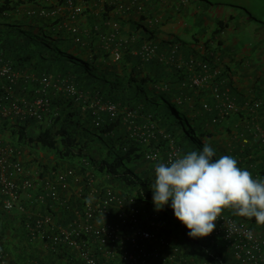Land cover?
Wrapping results in <instances>:
<instances>
[{
  "label": "trees",
  "instance_id": "trees-1",
  "mask_svg": "<svg viewBox=\"0 0 264 264\" xmlns=\"http://www.w3.org/2000/svg\"><path fill=\"white\" fill-rule=\"evenodd\" d=\"M37 1L0 0V57L9 62L17 72L23 73L30 66L34 67L36 72L44 73L45 78L52 76L55 80L57 75L75 77L73 80L78 83L80 91L84 93L90 91L92 96L98 95L103 100L114 102L120 110L115 117H111L109 113H100L103 121L97 125L94 121L96 117L94 109L89 107L90 101H85L79 96L72 97L68 93L52 97L49 86L45 91V93L48 92V96L45 95L49 105H47L46 112H43L44 119H49V124L38 134L31 132L38 119L29 114L14 113L13 118L0 117V130L4 145L11 144L20 149L24 146H43L57 158L55 167L63 168L64 161H71L70 165L77 167L76 174L81 177L82 190L74 194V197L66 201L61 196L65 202L47 199L44 204L46 205L45 211L35 210L36 205L30 204L25 199L28 211H38L41 214L50 213L53 217H58L56 220L60 223L68 224L77 217L78 213H83L84 204L86 199L90 198L91 190L94 189V202L103 204L106 199V187L111 186L122 198L123 208L112 207L111 214L96 216L93 220L94 224H101L97 223L99 219L104 220L103 222L121 223L124 218L118 217L119 209L130 210L131 207H137L147 213L144 215L143 212L140 215L139 226L148 227L150 215L156 211L152 202L151 190L155 179L154 162L146 157L150 148L147 146L148 143L141 138L142 134L129 120L128 122L124 120L127 117H124L127 115L124 113V107L141 114L149 113L154 120L156 119V122L162 123L168 129H173L172 124L175 123L174 125L181 130L182 121L186 120L189 130L184 133L187 141L182 138L180 145L183 152L185 146L186 153H188L193 150H202L204 144L207 143L215 149L214 159L230 155L236 158L241 168L252 170L251 165H254V161L260 160L262 163L258 178H264V157L250 158L249 152L241 151L238 152V157H235L230 146L220 139L226 134H231L229 136L235 139L236 131L237 139L234 142V150L235 148L242 150L244 145H261L264 148V135H262L264 134L262 130L264 128V94L257 105L258 98L251 101L241 91L234 93L228 90L227 85H230L231 80H227L226 76L232 74L230 65L225 69L226 73L224 71L221 74L220 77L223 78L214 85V88H217L221 94L226 90L228 96L237 102L240 108L234 112H228L223 104L220 109L216 107L215 102L212 116H209L207 111L201 112L199 108L197 111L200 113L195 116L191 110L184 107L183 100L172 102V99L174 96H182L181 89L176 87L178 81L180 84L185 83L184 87L193 89V91L201 86V84L192 83L196 77L193 74L201 69L197 58L188 60L191 62V69L183 65L176 68V71L172 69L176 73V80H173L174 76L167 75L166 72L155 73L154 62L151 58L145 57L144 53H140L139 56L133 53L121 55L115 61L109 51L103 54L102 61L99 59L100 55L91 53V61H86L80 57V48H82L80 42H76L69 34L62 35L64 33L58 29L60 18L49 19L41 15L40 10L46 6L36 5ZM188 2L200 5L205 13L211 10L216 11L213 9L215 5L228 6L234 11L238 9L241 13L244 12V19L256 23L255 28L258 30L259 39L254 46L253 61L259 63V68L263 67L264 0H188ZM217 22L218 27L216 26L211 31L210 37H207L209 28H203L201 25L196 32L201 33L202 37H207L205 50L209 54V62L216 58L222 61L225 56L230 62L239 64L230 46L224 45L222 40L217 39L227 27L222 19H218ZM246 60L247 58L241 59L240 63ZM202 77L197 76L205 81L206 79ZM224 80L227 81V85ZM5 84L6 79L0 77V99L7 93L2 88ZM29 84L31 81L28 82L24 75L18 77L10 97L22 98L21 105H24L23 98L31 100L29 96L32 99L36 97V88H30ZM255 86H258V80L255 81L254 88ZM255 91L258 94L260 92L259 89ZM148 94L152 96L149 99L146 98ZM214 98L218 101L217 97L214 96ZM226 98L224 101L227 100ZM164 112L170 114L171 121H168ZM231 115L240 122L238 126H235L236 129L228 128L223 133H217L208 126L209 121L217 117L226 118ZM89 124L92 125V129ZM93 139L100 140L103 146V152L98 156L91 151ZM244 139L248 142L243 143ZM257 154L260 153H255ZM77 160H80V164L76 162ZM68 161L66 164H69ZM143 164L146 166L142 167ZM139 173H142V177ZM97 174L101 175L105 182L103 186L95 189L90 181L95 180ZM157 211L161 213V219L166 220L167 223L166 227L160 230V235L171 241L178 239L180 255L187 264H242L239 261L229 262L222 253L210 250L212 242L215 241L223 242L226 246L222 236L207 239L208 242L205 237L192 238L187 234L188 229L174 217L173 210L169 206L166 205ZM223 214L232 215L238 220L255 221L254 218L235 215L231 209H225ZM27 218L26 212L17 210L0 212V249L8 253L5 264H37L40 261L42 264H85L77 252L68 245L62 243L57 246H48L31 242L25 228ZM125 223L126 226L122 223L124 227L131 226L129 222ZM124 232V235L130 234L125 228ZM116 249L120 250V247Z\"/></svg>",
  "mask_w": 264,
  "mask_h": 264
},
{
  "label": "crops",
  "instance_id": "crops-1",
  "mask_svg": "<svg viewBox=\"0 0 264 264\" xmlns=\"http://www.w3.org/2000/svg\"><path fill=\"white\" fill-rule=\"evenodd\" d=\"M52 1L55 2V0H38V4L36 3V5H44ZM75 2L81 5L84 10L83 13L76 18L69 17L68 9L65 6V0H58L52 7H60L61 15L58 16V18H60V27L58 29L62 30V33H64L62 35L69 34L73 36L72 30L76 29V33L81 37V59L91 61V53H96L100 55L99 59L101 60L103 54L109 51L111 53L110 56H112V59L115 61L116 52H120L121 55L133 53L139 56L140 53H143L145 48L150 45L154 47V53L150 57L155 65L153 69L154 72H166L167 75L174 76L172 79L176 80V73H174L176 71L175 69L181 65L189 66L188 69H191L192 65L188 60L195 57L202 62V66L201 69L193 75L196 76L195 78H197V76H203L202 78L206 80L202 81L201 86H198V89L194 91L193 89L184 87L185 83L180 84L178 81L176 87L181 89L182 96H174L172 99V102H181L183 100L184 107L191 110L193 112L192 114L195 116L200 113L197 111V108H199L201 112L207 111L208 115L212 116L214 113L213 110L215 109H213L215 102L216 107L220 109L219 105L224 102V98L228 97V93L225 90L223 91L224 94L222 92L224 95L222 96V100L217 101L214 98L213 91L215 89L214 85L218 83L219 80H222L223 77L220 76L224 71L226 73L225 69L228 65H230L232 71V74L226 76L227 80H231L230 85H227V81L224 80L225 84L228 86V90L234 91V93L235 91H244L245 96L250 95V97L255 98V91L253 90L252 94H250V91L243 90V84L245 81H249L250 85L247 88L250 90L255 85L252 81H256V78H258V81L262 80L259 74L264 71V62H262L263 67L259 68V63L253 61L254 46L259 39V35L257 34L258 30L255 28V22L244 19L245 17L241 15V10L237 9L234 13L233 8L231 9V7L220 5L223 9L217 8V11L211 10L205 13L200 5L188 2V0H75ZM188 6H190V8H188ZM218 19H222L227 27L221 32L217 39L222 40L224 45L230 46L239 64L230 62L228 57L225 56H223L222 61L216 58L212 60V62H209V54L205 50V40L207 37H210L211 31L216 26L218 27ZM116 22L119 23L118 30L115 29L114 24ZM199 25L203 28H209L207 37H202L201 33H196ZM212 46L214 47V44H212ZM85 47H87L86 50ZM88 49H90V51H87ZM246 58L247 60L241 64V59ZM164 67H166V71L163 69ZM18 75L19 77L24 75L25 78L28 79V82L31 81V84L28 85L30 88H36V91L42 88L45 78L44 73L40 74L36 72L34 67L29 66L23 73L18 71ZM74 78L75 77L71 78L57 75L55 80H52L53 84L50 85L49 88L51 96L56 97L57 95L60 96L68 93L72 97L79 96L84 98L85 101L90 100V103H94L98 95L92 96V92L90 91H86L85 93L80 91L78 83L73 80ZM67 83H74L76 85V94H72L66 90L65 85ZM47 93L48 92L45 94L47 95ZM151 97L152 96L148 94L146 98L149 99ZM29 99H32V97L29 96ZM205 102L209 103V109L203 108V103ZM124 113H127V115H124V117L127 116L124 120L126 122L129 120L131 124L135 125L144 138H147L148 148L158 150L163 160L166 159L173 147H178V149L182 150L180 145L183 141L182 138H184L183 128L179 130L178 126H175L174 123L172 124L173 129H168L162 123L156 122V119L154 120L149 113L141 114L127 107H124ZM163 114L168 121H171L169 113L164 112ZM224 131L225 129L220 133ZM262 135L264 134L262 133ZM224 136L225 135L222 137L226 138ZM184 141L187 140L185 139ZM244 142H248L247 139H244ZM28 150H30L29 146H24L20 158L31 176L34 177L35 175L34 179H38V183H40L43 181L41 177H45L46 172L42 171L40 177L38 166L32 161L35 154H28ZM184 150V152L183 150L181 152L186 154V146ZM230 150L232 152L234 151L235 157H238L239 151L249 152L250 158L254 157L256 159L257 157H264V148L261 145H244L242 150H236V148L234 150V147H230ZM257 152L260 154L255 155ZM44 162H46V160H44ZM261 163L262 161L260 160L254 161V165H251L252 170L249 171L255 178L260 176ZM44 166H46L47 172H50V176H52L53 179L60 180L63 177V172H57L59 170H56L59 168L42 165L40 169ZM73 182L74 181L71 180L69 184L67 183V186L61 187L62 196L66 201L76 194L75 184H73ZM97 186L96 183L93 184L95 189ZM39 188L40 190L42 189V187ZM33 192L34 191L26 196V201L36 205L35 210L45 211V203L37 202L35 198L36 191ZM92 192H94V189L91 190V193ZM64 199L62 202H65ZM28 206L27 204V207ZM145 213L146 212H144V215L147 214ZM56 218L58 219V217H55V219ZM103 221L104 220L99 219L97 223H102ZM255 230L264 235V225L259 224L258 229ZM174 241H178V239L175 238Z\"/></svg>",
  "mask_w": 264,
  "mask_h": 264
},
{
  "label": "built area",
  "instance_id": "built-area-1",
  "mask_svg": "<svg viewBox=\"0 0 264 264\" xmlns=\"http://www.w3.org/2000/svg\"><path fill=\"white\" fill-rule=\"evenodd\" d=\"M66 5L70 10L71 18L77 17L82 12V8L74 0H66ZM59 9L48 11L45 8L40 10L43 16L56 15ZM117 26V23L115 24ZM76 29H73L75 32ZM80 41L79 37H76ZM148 51V50H147ZM120 52L115 53V58L119 59ZM0 77L6 79V84L2 87L6 93L0 99V117L10 118L16 114H29L38 120L44 119L49 101L45 95L46 88L53 84V77L44 78L42 88L36 91V97L31 100L23 98L24 105H21L22 98L10 97L13 86L19 75L9 62L0 57ZM53 80V81H52ZM203 79L194 78L193 84L199 85ZM66 90L72 94L77 93L74 83H67ZM214 93L217 98H221V92L216 88ZM94 105L99 113L94 121L100 125L103 121L101 112L109 113L111 117L117 116L119 107L109 101H102L96 97ZM226 111H236L238 106L233 99L227 98L223 104ZM204 108H209L207 103ZM141 138L147 142V138ZM3 135L0 131V212L21 211L28 214L25 221L28 237L33 241H41L49 245L65 244L73 248L80 259L85 264H185L180 255V247L174 244L167 237L160 235V230L166 227V220L161 219V213L154 211L149 218L147 228H141L140 215L144 212L137 207L130 210L119 209L118 217L124 218L121 223H111L109 221L101 224H94L96 216L111 214L112 207L123 208L122 198L119 194L107 186L106 199L103 204H96L93 197L86 199L83 213L77 214L70 223L63 224L55 221L52 214H40L26 209L25 199L32 191H36L37 202L61 200V187L67 186V179L75 182L80 180L74 169L69 168L64 172L60 180L51 177H44L40 183L34 179L27 171L20 155L22 149L13 145H4ZM181 155L179 150L172 148L165 160L158 150H149L146 153L147 159L151 160L155 167L156 163H168ZM33 174V173H32ZM64 181V182H63ZM91 179V183H92ZM40 184V185H39ZM39 187H42L40 190ZM33 192V193H34ZM132 199V198H131ZM125 222L130 223V227ZM216 228L208 235L215 238L222 236L226 244L233 250L237 259L245 263H264V237H259L244 222L236 220L234 217L223 214L222 219L216 221ZM124 228L129 230V235H124ZM120 247V250L116 249ZM5 260V253L0 250V261ZM40 264V263H37Z\"/></svg>",
  "mask_w": 264,
  "mask_h": 264
},
{
  "label": "clouds",
  "instance_id": "clouds-1",
  "mask_svg": "<svg viewBox=\"0 0 264 264\" xmlns=\"http://www.w3.org/2000/svg\"><path fill=\"white\" fill-rule=\"evenodd\" d=\"M57 1L58 0H55V2L52 1L51 3L44 4L46 7L43 8L48 11L59 9V13L44 17H52L56 19L61 15L60 7H52ZM65 6L67 7L66 0ZM79 6L82 8V12L79 14L81 15L84 10L81 5ZM68 15L71 18L69 9ZM79 15H77V17ZM116 23L117 26L115 25ZM116 23L114 24L115 29L118 30L119 23ZM72 34L74 40L81 43V37L76 31L73 32L72 30ZM76 37H79L80 41H77ZM143 53L145 57L150 58L154 53V47L149 45L145 48ZM198 61L202 66V62L200 60ZM214 96L216 97L215 93ZM222 96L224 95L222 94ZM97 97L101 98L100 96ZM227 98L230 97L228 96ZM249 99L251 101L254 100L252 97ZM218 100L221 101L222 97L218 98ZM102 101L107 100L102 99ZM205 103H203V108ZM207 104L209 105V103ZM222 104H224V102ZM222 104L219 105L220 108L222 107ZM236 104L239 109L240 105L237 102ZM256 104L258 105L259 102L256 101ZM89 107H94V113L96 115L99 113L98 108H96L94 103H89ZM174 148L178 149V147ZM178 150L181 155H177L175 159L170 160L168 163L158 162L154 167L155 179L151 186V190L152 202L156 210H161L166 205L169 206L173 210L174 217L188 229L187 234L192 238L208 237V235H210L216 228V221L222 219V213L225 209H231L235 215L241 217L254 218L257 224L264 225V178L253 177L248 169L238 166V161L233 156L223 155L218 159H214L215 149L207 143H205L202 150L199 151L193 150L183 154L181 149ZM69 168H72L77 172L76 166L67 164L66 168L65 166L62 168L63 175ZM40 170V173L38 172L40 177L42 171H45V177L53 178L47 173L45 166ZM76 175L80 177L78 174ZM71 180L72 179H67V183L69 184ZM94 181L95 180H93L91 184H93ZM79 182H81V179L77 183ZM73 184H75V181ZM90 197H93V192ZM62 200L63 198L61 197L60 202H62ZM43 203H46V201ZM35 213L39 212L36 211ZM55 221L59 222L56 219ZM238 221L244 222L243 220ZM247 225L250 226L257 236L264 237L263 234L255 231L250 224ZM208 238L211 239V237ZM30 241L50 246L45 242L37 240L33 241L31 239ZM172 242L179 246L177 241ZM226 246L232 251L234 259L242 264H264L262 262H242L235 257L233 250L227 244ZM3 252L5 253V260L3 262L0 261V264H5L8 257V253L5 251ZM184 262L187 264L186 261ZM38 263L42 264L41 261Z\"/></svg>",
  "mask_w": 264,
  "mask_h": 264
},
{
  "label": "rangeland",
  "instance_id": "rangeland-1",
  "mask_svg": "<svg viewBox=\"0 0 264 264\" xmlns=\"http://www.w3.org/2000/svg\"><path fill=\"white\" fill-rule=\"evenodd\" d=\"M217 8H221L223 9L220 5H215L213 6V9H215L217 11ZM235 13V11H234ZM244 16V12L241 14ZM49 19H54L52 17H50ZM261 72V71H260ZM263 74H264V71L262 73H260V77L262 78L261 81H258V86L255 88L252 87L250 90L247 88L249 87L250 85V82L248 81H245V83L243 84V90H248L250 91V94H252V91L255 89H259L260 92L259 94L257 93V91H255L256 95H255V98L257 99L258 102H260L261 98H262V95L264 94V77H263ZM256 76V75H255ZM257 77V76H256ZM258 80V78H256V81ZM247 82V83H246ZM253 83H255V80L252 81ZM242 90V89H241ZM244 93V91H241ZM244 95V94H243ZM249 98H250V95H247ZM254 98V97H253ZM93 105V104H92ZM91 109H94V107H91ZM95 110V109H94ZM231 117V118H230ZM10 118H13L10 117ZM182 128L184 129V133H186L188 130H189V125L187 124L186 120H183L182 121ZM49 124V119H42V120H37V122L33 125V128L31 129V132L34 133V134H38L40 131H42L45 126H47ZM240 124V122H238L234 116H229V117H226V118H215L214 120H211L209 121V127H212L215 131H217V133L219 132H222V130L225 129H236V125L238 126ZM89 126L91 127L92 129V125L89 124ZM262 130H264V128H262ZM1 131V130H0ZM93 131V130H92ZM235 131V130H234ZM264 132V131H263ZM231 134H226L224 137L226 138H220L221 140L222 139H225V143L226 145H229L230 147H234V142H235V139H237V133L235 131V134H234V138L233 139L231 136H229ZM199 142V141H198ZM200 143V142H199ZM243 143H246L243 141ZM91 146H92V153H94L96 156H98L99 154H101L102 151V148L103 146L101 145V142L100 140H97V139H93L91 141ZM30 150L27 151L28 154H35V156H33L32 158V161L34 162V164H36L38 166V172L40 173V165H47V166H50V167H55L56 166V163H57V158L55 156H53L51 154V151H47L45 148H43V146H38L35 145V146H30L29 147ZM43 161H42V160ZM44 160H46V162H44ZM68 161V160H67ZM67 161H64L63 162V166H67ZM40 162V163H38ZM77 163L80 162V160H77L76 161ZM65 163V165H64ZM68 163H72L71 161H68ZM80 164V163H79ZM145 167L146 164H143L142 167ZM46 167V166H45ZM61 169V170H60ZM56 170H59L57 172H60L62 171L63 169L62 168H59V169H56ZM47 171V170H46ZM49 171V170H48ZM48 174H50V172H47ZM140 176L142 177V173H139ZM97 178V179H96ZM96 178H95V181L93 182L96 183V185L98 186H103L104 185V182L105 180L103 179V177L101 175H96ZM81 179V178H80ZM103 181V182H102ZM91 182V181H90ZM107 182V181H106ZM97 186V187H98ZM83 186L81 185V183H77L75 182V190H76V194H78L81 190ZM241 220V219H240ZM244 222H246L247 224H250L252 226V228L255 230V229H258V226L259 224H257L256 222L252 221L251 219H243ZM256 231V230H255ZM206 240L209 239L208 237H205ZM208 242V240L206 241ZM210 250L215 252V253H222V255L224 256V258L229 261V262H235L236 260L234 259L233 257V254H232V251L227 247L225 246V244L223 242H220V241H215V242H212V247H210ZM11 255V254H10Z\"/></svg>",
  "mask_w": 264,
  "mask_h": 264
}]
</instances>
